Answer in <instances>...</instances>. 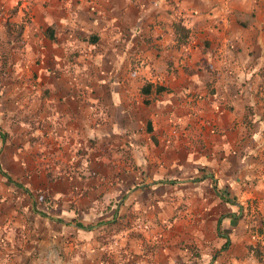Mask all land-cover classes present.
<instances>
[{"label": "crops", "instance_id": "obj_1", "mask_svg": "<svg viewBox=\"0 0 264 264\" xmlns=\"http://www.w3.org/2000/svg\"><path fill=\"white\" fill-rule=\"evenodd\" d=\"M182 192L264 213V0H0V264H173Z\"/></svg>", "mask_w": 264, "mask_h": 264}, {"label": "rangeland", "instance_id": "obj_2", "mask_svg": "<svg viewBox=\"0 0 264 264\" xmlns=\"http://www.w3.org/2000/svg\"><path fill=\"white\" fill-rule=\"evenodd\" d=\"M184 19L188 18L184 17ZM171 131L176 137L180 135L176 128ZM203 174L206 175V172ZM185 194L189 193L182 192L179 198L175 196V201L172 199V194L166 197L169 203L165 208L166 216L171 217L175 214L174 217L176 219L179 217L180 222L172 224L170 218V222L166 221L163 228L166 233H180V238L172 239V236H168L159 242L150 241L147 247H173L174 255L165 256V259H171L173 264H264V213H260L256 201L245 200L239 207H234V210H227L221 205L222 207L215 208L216 214L206 206L200 207L193 197L181 199ZM140 198L143 197L141 195L136 197V199ZM172 211L174 213H171ZM228 211H235L237 215L241 213V216L236 223L224 225L221 223L224 220L222 216L226 213L230 214ZM129 215L135 214L129 213ZM125 226L134 228L133 231H139L141 228L140 224L119 223L107 226L104 231L124 229ZM253 247L260 248L263 252L261 258L255 256ZM149 254L150 258L153 257L149 263L154 262L153 259H158L160 261L156 262L157 264H165L162 262L164 257H154L157 255L152 252Z\"/></svg>", "mask_w": 264, "mask_h": 264}, {"label": "trees", "instance_id": "obj_3", "mask_svg": "<svg viewBox=\"0 0 264 264\" xmlns=\"http://www.w3.org/2000/svg\"><path fill=\"white\" fill-rule=\"evenodd\" d=\"M236 14H237V16H238V19H241L242 16H243V14H242V13H239V12H237ZM249 18H251V16H249ZM244 22H245V21H244ZM245 23H246V22H245ZM157 90H158V91H161V90H162V87L157 88ZM186 193H188V192H186ZM194 196H195V193H193L192 195H191V193H189V194H185V196L181 197V199H183V198L191 199V197H194ZM117 224H119V223H117ZM114 225H116V224H114ZM107 226H109V225H107ZM107 226H106L105 228H107ZM105 228H104V229H105ZM136 232H137V231H134L133 233H136ZM249 248L252 250V246H250ZM253 248H255V250H254V252H255V256H257V258H261L263 252L260 251V248H257V247H253Z\"/></svg>", "mask_w": 264, "mask_h": 264}]
</instances>
